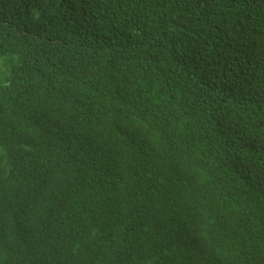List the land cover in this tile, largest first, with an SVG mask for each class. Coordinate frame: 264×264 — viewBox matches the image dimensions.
Masks as SVG:
<instances>
[{"label": "trees", "instance_id": "obj_1", "mask_svg": "<svg viewBox=\"0 0 264 264\" xmlns=\"http://www.w3.org/2000/svg\"><path fill=\"white\" fill-rule=\"evenodd\" d=\"M191 226L264 264V0H0V264H186Z\"/></svg>", "mask_w": 264, "mask_h": 264}, {"label": "clouds", "instance_id": "obj_2", "mask_svg": "<svg viewBox=\"0 0 264 264\" xmlns=\"http://www.w3.org/2000/svg\"><path fill=\"white\" fill-rule=\"evenodd\" d=\"M133 233L134 234L136 233L137 237H139V238L143 236V234H140L136 231L128 230L120 238L121 241L125 242V241L129 240L132 237L131 234H133ZM198 237H199V234H198L197 230L193 226H191V228L187 231V238L186 237L183 238L185 241V244H187L189 246V247H186V245L184 244L186 264H201L202 260L205 259V252H206L207 246L205 245V243H196L195 239ZM107 244H108V242L105 241L102 243L101 246L103 247ZM136 246H145V244L136 241ZM108 248L113 249L112 246H109ZM166 253H168V250L166 251ZM163 261H164L163 256L156 257L149 264H163Z\"/></svg>", "mask_w": 264, "mask_h": 264}]
</instances>
